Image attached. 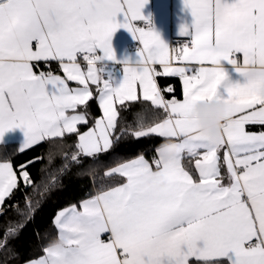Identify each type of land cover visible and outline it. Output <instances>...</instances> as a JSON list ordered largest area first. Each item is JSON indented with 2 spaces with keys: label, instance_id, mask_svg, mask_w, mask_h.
<instances>
[{
  "label": "snow or ice",
  "instance_id": "6c2138e0",
  "mask_svg": "<svg viewBox=\"0 0 264 264\" xmlns=\"http://www.w3.org/2000/svg\"><path fill=\"white\" fill-rule=\"evenodd\" d=\"M148 3L0 0V141L20 128L23 152L75 134L71 159L80 163L109 152L121 110L146 102L159 119L138 113L137 127L121 132L178 147L168 161L141 154L107 170L112 186L60 211L58 238L28 264H264V0H183L191 20L178 46L142 14ZM121 28L139 44L135 60H117L111 41ZM110 63L122 65L119 81ZM162 77L179 78L182 99ZM93 99L102 116L82 132ZM211 101L224 106L215 145L193 116ZM36 162L0 160V213L17 190L35 186L28 169ZM16 210L27 218L31 202Z\"/></svg>",
  "mask_w": 264,
  "mask_h": 264
},
{
  "label": "trees",
  "instance_id": "16d2710c",
  "mask_svg": "<svg viewBox=\"0 0 264 264\" xmlns=\"http://www.w3.org/2000/svg\"><path fill=\"white\" fill-rule=\"evenodd\" d=\"M52 68L61 73L58 65L53 62ZM162 87L172 85L176 97L179 95L178 82L174 78H159ZM119 108V106H118ZM89 123L81 125V131L94 124L101 114L98 103L93 99L89 102ZM144 113L146 123H154L159 116L146 103H132L127 110H121L118 126L113 133V140L119 141L107 153H101L97 158L81 156L80 163L72 161L71 156L76 151L75 134L68 136L65 141L59 139L42 142L23 152L15 143L0 146V159L10 160L14 166L36 159L29 166L34 187H21L14 193L11 201L6 202V210L0 213V264H23L26 261L43 255V246L57 239V229L54 218L59 210L73 204L78 205L97 194L104 188L112 186V180L105 172L118 164L131 160L143 154L152 161L156 149L162 144V139L156 135L136 139L131 134L121 132V129H135L137 114ZM194 170V166L192 163ZM31 202V211L27 218L17 213L16 207L25 209V204ZM11 205V207H7ZM27 211V210H26ZM15 235L6 239L9 227L16 228Z\"/></svg>",
  "mask_w": 264,
  "mask_h": 264
},
{
  "label": "crops",
  "instance_id": "0c3cea01",
  "mask_svg": "<svg viewBox=\"0 0 264 264\" xmlns=\"http://www.w3.org/2000/svg\"><path fill=\"white\" fill-rule=\"evenodd\" d=\"M142 14L146 17L151 16L155 30L160 34L161 39L165 43H167L169 46H172L173 39H184V40L187 39L185 37H182L179 34L180 25L185 22H190L191 20L190 13L184 9L183 0H149V3L142 10ZM137 23L139 24V26H144L142 22H137ZM111 43L115 51L117 60H123L126 57L129 58L130 60H135L137 48L139 47V45H138V42L133 39V36L126 29H123V28L118 29L114 33ZM238 57L242 59L241 54H238ZM81 64H82V67H84L86 70V62H84L81 59ZM222 64L227 69L229 79L232 82L239 81L240 83H243V78L239 75V73L235 72V70L233 69L231 65H228L227 62H222ZM110 66L116 70L117 81H119V79L122 76L121 71H120L122 68V65L119 63H110ZM156 67L159 68L158 65ZM58 74L62 75V72ZM170 78H173V77H170ZM174 79L177 80L178 87H179V95L177 96V98L182 99L181 82L179 81V78H174ZM70 86L75 87L77 85H75L73 82H70ZM93 89H94V86H93ZM220 91L223 92V85L221 86ZM78 111L80 110L78 109ZM100 112L101 114L97 118H100L102 116V111L100 110ZM24 140H25L24 131L20 128H16L4 134L2 141H0V146L4 144L15 143L20 149L24 143ZM223 151L224 150L222 149L220 152L221 157H223ZM156 155H157V152H156ZM145 159L147 158L145 157ZM124 162H127V161H124ZM149 162L151 161L149 160ZM192 163L194 166V160L192 161ZM225 171L226 170L222 168V173ZM79 205L80 204H78L77 207H79ZM69 207H66V208H69ZM66 208L59 210L58 213ZM57 237H58V230H57ZM32 260H29V261H32ZM29 261H26L23 264H28Z\"/></svg>",
  "mask_w": 264,
  "mask_h": 264
},
{
  "label": "clouds",
  "instance_id": "9594fccd",
  "mask_svg": "<svg viewBox=\"0 0 264 264\" xmlns=\"http://www.w3.org/2000/svg\"><path fill=\"white\" fill-rule=\"evenodd\" d=\"M224 106L219 101L201 102L196 106L193 116L200 121V132L208 137L210 144H218L221 140ZM164 161L175 157L178 147L175 143L164 142L156 149Z\"/></svg>",
  "mask_w": 264,
  "mask_h": 264
},
{
  "label": "built area",
  "instance_id": "2783aa9c",
  "mask_svg": "<svg viewBox=\"0 0 264 264\" xmlns=\"http://www.w3.org/2000/svg\"><path fill=\"white\" fill-rule=\"evenodd\" d=\"M184 39H173L172 46H178L180 43L184 42ZM139 45V44H138ZM137 45V46H138Z\"/></svg>",
  "mask_w": 264,
  "mask_h": 264
}]
</instances>
